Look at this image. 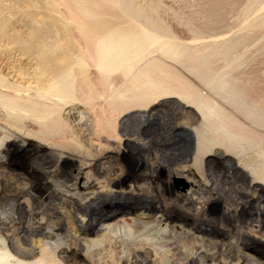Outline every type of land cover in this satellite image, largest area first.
Segmentation results:
<instances>
[{
    "label": "bare ground",
    "instance_id": "obj_1",
    "mask_svg": "<svg viewBox=\"0 0 264 264\" xmlns=\"http://www.w3.org/2000/svg\"><path fill=\"white\" fill-rule=\"evenodd\" d=\"M65 1L68 14L84 25L81 41L97 53L87 75L73 70L64 56V73L51 78L47 88L38 86L50 80L45 76H20L13 83L0 79V170L11 174L6 185L0 179V234L5 237L0 264H77L82 247L89 256L118 248L117 256H88L91 264H264V137L244 133L241 123L225 115L215 116L194 87L176 84L177 96L152 93L146 73L143 82V72L134 78L129 72L146 59L139 52L144 43L133 45L128 35L124 39L120 22L114 27L107 17L86 21L100 18L97 10L111 1ZM94 34L101 35L96 44ZM172 52L195 75L212 65V55L186 48ZM212 83L243 106L240 94L222 78ZM179 103L199 120L182 125L150 117L159 107L181 108ZM71 108H83L85 114L66 115ZM96 173L105 175L104 194L93 192L101 184ZM177 179L187 182V192L175 191ZM12 190L18 193L9 198ZM25 198L31 201L27 213ZM122 212L123 222L104 227ZM90 228L105 231V239L83 243Z\"/></svg>",
    "mask_w": 264,
    "mask_h": 264
},
{
    "label": "rangeland",
    "instance_id": "obj_2",
    "mask_svg": "<svg viewBox=\"0 0 264 264\" xmlns=\"http://www.w3.org/2000/svg\"><path fill=\"white\" fill-rule=\"evenodd\" d=\"M110 1L112 3L109 2L110 9L107 8L106 4L97 10L99 14L95 12L100 17L99 20L94 16H90L86 21L100 23V20L107 17L110 22L114 23V27L119 26L117 23L120 22L121 26L118 29L122 33L121 36L124 35V39L129 36L128 41L136 42L133 45L140 41L144 43L142 47L145 48L139 52L141 54L143 52L146 59L139 66L131 71L129 70L132 77L143 72L141 78L142 76L144 78L146 73L147 76L144 80L147 79L146 83L150 87L152 86L151 90H154H152V93L155 94L159 92V94L172 93L176 95L178 93L176 87L180 84H185L191 89L194 87L192 90L202 100H207L210 107L214 108L213 113L215 116L222 118L225 115L226 119L241 123L244 133L264 137V27L259 26V22L264 19V0L258 4L257 10H255L257 7L252 8L255 0H125L126 2L123 3L122 0H118V3L117 0ZM249 6L255 11H251ZM68 8L69 6L65 0H0V79L13 83L19 80L20 76L26 75L29 78L33 76L42 78L45 76L47 79L49 77L50 80H42L38 86L47 88L54 81L56 75L64 73L63 61L66 60L64 58H67L66 63L71 64L70 67L76 70L77 73L80 72L83 76L87 75L86 72H88V68L97 53L93 49L94 45L89 46L83 40L81 41V30L84 25L80 20L68 14ZM90 18L97 21H92ZM76 22H80V24H76ZM123 25L126 26L125 30ZM93 36L95 38L92 40L96 44L98 37L100 38L101 35L94 34ZM94 42H91V44H94ZM184 47L189 49V53L192 54L195 52L196 54L212 55L210 58L212 65L208 70L204 69L201 72V74L206 73L205 76L199 75V73L195 75L196 72L189 65L186 66L185 63L182 65L181 62L177 63L170 56L172 52L170 49H173L175 53L184 50ZM165 49L170 50V55L168 50ZM150 62L155 63V66ZM149 65L152 69L158 68L159 70L155 68V72L158 73H151L149 71L151 68H148ZM160 65H165L163 67L168 68L166 69L167 72L169 74L172 72L173 76L171 74V77L168 76V73L164 72L165 68H159ZM125 70L127 71V69ZM48 71H51V73ZM129 72L127 71L126 74H129ZM147 72L151 75H148ZM131 76H129L130 80ZM51 78L54 79L51 80ZM221 78L223 82H226L229 89L240 94L243 106H240L239 101L236 102V100L228 98L226 94L224 95L216 89L218 84L212 82ZM144 80L143 82H145ZM158 88L161 90L159 91ZM182 96L185 97L186 95L182 94ZM181 101L182 99H180ZM179 104L181 108L177 105L159 107L150 114V117L163 122H173L174 120L182 125L192 120H199V116L194 110L185 108L183 103ZM69 114L82 116L85 114V110L83 108H71V110L66 111V115ZM16 155L19 156V152H16ZM18 174L22 175V173ZM10 175L7 170H0V179H3L5 185ZM22 176L24 177V175ZM97 176L102 186L99 185L93 192L104 194L108 190L102 183L105 175L99 174ZM10 178H13V176ZM242 180L246 181L245 178ZM83 182L84 180H82ZM173 185L178 193H185L189 189L187 182L183 179H177ZM127 191L129 190L127 189ZM17 193V190H12L7 192V196L13 198ZM235 196L240 197L241 200L246 198L241 193L239 196L238 193ZM25 199L22 200V203L24 204V211L27 213L31 201L29 198ZM122 216L123 212L107 221L104 227L109 228L118 222H123ZM39 220L43 223L46 222L43 217H40ZM105 236V231L97 232L94 228H90L89 233L81 238L83 239L82 242L86 243V241L92 240L103 241ZM4 238L0 234V242ZM112 245L114 244L112 243ZM79 249L76 257L77 264H89L90 260H93L89 259L90 256L94 258L97 255V257L102 255L103 258L106 255L104 257L106 258L110 256L109 252H112L115 256L119 255L118 248L113 251H109V249L108 253L107 250H103L100 252V256L99 252L94 253L95 256L93 253H90V256L87 255L88 252H86L85 247ZM261 250L264 253V249ZM8 253L10 256H14L11 251H8Z\"/></svg>",
    "mask_w": 264,
    "mask_h": 264
}]
</instances>
